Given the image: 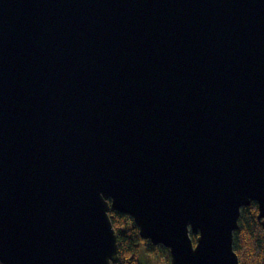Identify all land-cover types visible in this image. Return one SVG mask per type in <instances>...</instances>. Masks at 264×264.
<instances>
[{
  "label": "water",
  "instance_id": "obj_1",
  "mask_svg": "<svg viewBox=\"0 0 264 264\" xmlns=\"http://www.w3.org/2000/svg\"><path fill=\"white\" fill-rule=\"evenodd\" d=\"M252 201L264 225V0H0L1 264H114L109 211L240 264Z\"/></svg>",
  "mask_w": 264,
  "mask_h": 264
},
{
  "label": "trees",
  "instance_id": "obj_2",
  "mask_svg": "<svg viewBox=\"0 0 264 264\" xmlns=\"http://www.w3.org/2000/svg\"><path fill=\"white\" fill-rule=\"evenodd\" d=\"M109 217L117 235L118 260L114 264H140L141 244H147L145 252L156 254L163 260V264H169L168 249L142 239L131 217L118 211H109ZM263 230L262 222L257 219L256 203L252 201L242 207L238 228L233 234V248L240 264H264ZM191 237L195 242L196 236L193 234Z\"/></svg>",
  "mask_w": 264,
  "mask_h": 264
},
{
  "label": "rangeland",
  "instance_id": "obj_3",
  "mask_svg": "<svg viewBox=\"0 0 264 264\" xmlns=\"http://www.w3.org/2000/svg\"><path fill=\"white\" fill-rule=\"evenodd\" d=\"M258 214V211H257ZM259 219V218H257ZM261 222H263V219H259ZM263 225V223H262ZM264 226V225H263ZM264 233V230H263ZM147 244H141L140 246V254H139V260L140 264H163V260L160 259V257L156 254H150L149 252H145ZM252 254V253H251Z\"/></svg>",
  "mask_w": 264,
  "mask_h": 264
},
{
  "label": "bare ground",
  "instance_id": "obj_4",
  "mask_svg": "<svg viewBox=\"0 0 264 264\" xmlns=\"http://www.w3.org/2000/svg\"><path fill=\"white\" fill-rule=\"evenodd\" d=\"M193 235V233H190V236H192ZM195 235V234H194ZM196 236V235H195ZM191 239H192V237H191ZM193 241V240H192ZM194 244L196 243V237H195V242H193ZM234 249V248H233ZM238 257V256H237ZM239 260V259H238ZM240 263V262H239Z\"/></svg>",
  "mask_w": 264,
  "mask_h": 264
}]
</instances>
